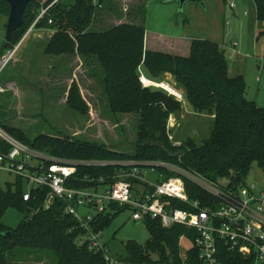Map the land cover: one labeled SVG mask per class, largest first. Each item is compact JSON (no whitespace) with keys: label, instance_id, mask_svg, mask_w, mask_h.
<instances>
[{"label":"trees","instance_id":"16d2710c","mask_svg":"<svg viewBox=\"0 0 264 264\" xmlns=\"http://www.w3.org/2000/svg\"><path fill=\"white\" fill-rule=\"evenodd\" d=\"M51 1L40 6L34 0L29 1L23 22L12 32L7 47L20 40L40 9ZM253 1L260 25L258 33L262 35L264 0ZM107 2L109 0H97L102 8ZM143 6V3L139 6V23L122 22L106 29L90 30L99 10L92 0H57L36 24V28L53 30L46 41L45 52L77 53L84 62L99 68L110 111L138 115L131 155L107 152L102 147L47 134L29 138L18 128L1 121L0 125L31 147L64 158L165 159L209 178H229L232 182L243 181L253 164L264 173V107L245 97V80L241 74L229 75L224 47L209 39H192L187 54L145 49ZM8 11V4L0 0V14L7 16ZM138 67L151 79H163L169 73L192 111L211 117L210 133L199 145L191 138H186L178 148L170 145L166 135L167 118L170 113L181 112V103L161 89L143 87L138 81ZM67 103L80 112L86 110L75 85L69 89ZM177 152L181 154L171 155ZM22 187L18 178L6 182L4 188L0 186V264H107L102 253L88 250L85 243L77 242L75 222L62 213L59 202L43 208L47 189H32L30 198L24 201ZM9 207L24 214L14 228L1 221ZM111 219V214L100 215L98 228L103 230ZM144 222L148 239L143 245L127 241L120 253H112L120 263L204 264L195 248L181 252L179 239L182 235L192 239L191 229L182 225L164 228L156 219ZM6 231L8 235L4 234ZM219 250L222 264H253L251 258L229 252L223 244ZM45 257L46 263L43 262Z\"/></svg>","mask_w":264,"mask_h":264},{"label":"rangeland","instance_id":"374dc122","mask_svg":"<svg viewBox=\"0 0 264 264\" xmlns=\"http://www.w3.org/2000/svg\"><path fill=\"white\" fill-rule=\"evenodd\" d=\"M34 1L40 6L48 0ZM231 1L234 7L229 6ZM141 3L144 4L145 45L149 38L151 46L180 53L188 49L182 45L186 44L184 41L192 39H209L227 46L225 56L229 59L231 54L233 60H228L229 75H234L239 65L244 74L245 96L257 106L264 107V34L258 33L253 0H184L182 3L180 0H109L103 8L97 7L99 10L89 29H106L122 22L139 23ZM6 21L7 16L0 14V45L4 40ZM52 33V29L45 27L30 32L13 60L1 71V123L20 129L29 138L47 134L102 147L107 152L131 155L138 115L110 111L103 94V74L97 66L84 62L77 53L54 55L45 52L46 41ZM176 40L181 42L178 49L174 48ZM233 41L237 43L236 54L230 50ZM163 80L178 88L173 79L164 77ZM71 85L76 86L86 104L84 112L67 103ZM187 104L184 98L178 113H182V117L176 119L170 128L173 139L167 136L175 148L182 146L186 138L199 145L208 137L212 127L209 115L196 113ZM174 140L179 141V145H174ZM146 178L152 182L154 174L148 173ZM220 181L222 184L231 182L229 178ZM6 182H13V176L0 173V186L4 188ZM240 182H254L262 187L264 173L253 164L246 178ZM110 214L112 219L102 231V241L111 253H120L127 241L140 245L146 242L149 237L146 222L132 220L131 209L122 205L115 207ZM23 217L20 210L9 207L1 221L14 228ZM190 245L187 239H179L182 254ZM47 261L46 258L43 262Z\"/></svg>","mask_w":264,"mask_h":264},{"label":"built area","instance_id":"2783aa9c","mask_svg":"<svg viewBox=\"0 0 264 264\" xmlns=\"http://www.w3.org/2000/svg\"><path fill=\"white\" fill-rule=\"evenodd\" d=\"M52 0L40 12L20 40L0 51V73L39 19L53 6ZM93 4L101 7L97 0ZM231 1L229 6L234 7ZM51 20H48L50 23ZM232 46H236L233 41ZM234 51V49H232ZM138 81L143 87L161 89L180 103L182 91L163 79H151L138 67ZM176 117L170 113L166 135ZM174 140V145H179ZM0 173L22 182V199L31 190L47 189L43 208L55 201L62 213L73 218L76 240L88 250L102 253L107 264L120 263L102 241L97 218L110 214L118 206L131 209V219H156L164 228L182 225L192 230L190 246L204 264H222L218 253L223 244L227 251L264 264V185L254 182H230L209 178L169 160L154 158H64L35 149L18 140L0 125ZM148 173L154 181H148Z\"/></svg>","mask_w":264,"mask_h":264},{"label":"water","instance_id":"95a60500","mask_svg":"<svg viewBox=\"0 0 264 264\" xmlns=\"http://www.w3.org/2000/svg\"><path fill=\"white\" fill-rule=\"evenodd\" d=\"M8 6L9 11L7 15V21L5 24V36L2 44L0 45V51L7 46L10 42L12 32L15 31L23 22V12L30 0H4ZM184 0H180L182 3ZM181 152L173 153L171 155H179ZM8 235L9 231L4 232Z\"/></svg>","mask_w":264,"mask_h":264},{"label":"crops","instance_id":"0c3cea01","mask_svg":"<svg viewBox=\"0 0 264 264\" xmlns=\"http://www.w3.org/2000/svg\"><path fill=\"white\" fill-rule=\"evenodd\" d=\"M246 12V11H245ZM247 13V12H246ZM257 23H258V21H257ZM258 28L260 27V25H259V23H258V26H257ZM149 39V38H148ZM147 39V42H146V45H145V38H144V47H145V49H151V50H157V51H163V52H169V53H180L179 51H177V52H175V51H164V50H161V49H159V48H156V47H154V46H151V45H149V43H148V40ZM151 40H154L153 38H150ZM190 42V41H189ZM189 42H185L184 41V43H186V44H182V45H185V46H187V48H188V45H189ZM179 43H181L180 42V40H176L175 42H174V48H177V45L179 44ZM236 45H237V43H236ZM224 47V52H226L225 50H227L228 48H226L227 46H223ZM235 47L236 46H234V47H230V50H231V52L232 53H237L236 51H235ZM178 49V48H177ZM232 49H234V51H232ZM188 51V49L186 50V52ZM184 53V54H187V53ZM226 54V53H225ZM231 57V58H230ZM228 60L229 61H233L232 60V55L230 54L229 56H228ZM231 59V60H230ZM233 59H234V57H233ZM229 71V70H228ZM235 74H241L243 77H244V74H243V72H242V69H241V67L238 65L236 68H235V70H234V75ZM168 75V76H167ZM166 79L168 78V79H173L172 78V76L169 74V73H166V75L164 76ZM170 77V78H169ZM180 89V88H179ZM181 90V89H180ZM246 97V96H245ZM247 98V97H246ZM250 100V99H249ZM252 101V100H251ZM184 102V100L182 101V103ZM182 103H181V107H182ZM190 105H188L187 104V107H189ZM174 117H176V119H178V118H180V117H182V113L181 114H178V113H174Z\"/></svg>","mask_w":264,"mask_h":264}]
</instances>
